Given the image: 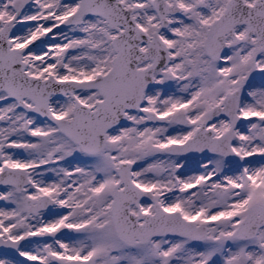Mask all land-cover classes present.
<instances>
[{
	"label": "snow or ice",
	"instance_id": "obj_1",
	"mask_svg": "<svg viewBox=\"0 0 264 264\" xmlns=\"http://www.w3.org/2000/svg\"><path fill=\"white\" fill-rule=\"evenodd\" d=\"M0 264H264V0H0Z\"/></svg>",
	"mask_w": 264,
	"mask_h": 264
}]
</instances>
